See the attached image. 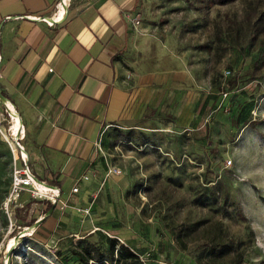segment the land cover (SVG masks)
Instances as JSON below:
<instances>
[{
	"label": "rangeland",
	"instance_id": "374dc122",
	"mask_svg": "<svg viewBox=\"0 0 264 264\" xmlns=\"http://www.w3.org/2000/svg\"><path fill=\"white\" fill-rule=\"evenodd\" d=\"M139 2L126 79L154 93L99 140L105 172L77 236L50 231L60 203L49 225L28 231L54 191L9 203L18 142L29 150L30 139L0 100V264H81L71 249L84 238L103 250L118 239L144 264H264V0ZM219 237L240 254L212 259Z\"/></svg>",
	"mask_w": 264,
	"mask_h": 264
},
{
	"label": "crops",
	"instance_id": "0c3cea01",
	"mask_svg": "<svg viewBox=\"0 0 264 264\" xmlns=\"http://www.w3.org/2000/svg\"><path fill=\"white\" fill-rule=\"evenodd\" d=\"M139 4L0 0V92L25 122L18 134L23 137L26 130L30 139L32 170L43 182L55 181L61 187L59 203L69 205L55 229L46 228L50 231L81 233L87 218L75 208L91 204V189L102 181L97 175L105 172L99 140L154 93L142 89L136 74L126 79L124 59L135 49L131 19Z\"/></svg>",
	"mask_w": 264,
	"mask_h": 264
},
{
	"label": "trees",
	"instance_id": "16d2710c",
	"mask_svg": "<svg viewBox=\"0 0 264 264\" xmlns=\"http://www.w3.org/2000/svg\"><path fill=\"white\" fill-rule=\"evenodd\" d=\"M236 1L237 0H214V3L219 6H227L233 4ZM0 93L7 98L5 93L3 92ZM207 101H208V97L203 96L200 101L201 108L205 106ZM35 176L37 177L36 174ZM38 179L40 181H45L44 179H41L39 177ZM55 184H57L55 181L54 183L53 182L50 183V185H52L53 187H56L57 189L61 190V187ZM196 202L203 206L213 205V202L209 199V197L206 196L197 198ZM54 205L55 204L52 202L48 203V207L46 209L45 215L51 211ZM58 207H59V203H56L53 213L56 212ZM52 214L46 217L42 222V224L47 222L51 218ZM31 225L32 223L26 226L29 227ZM78 246H80L79 249L72 248L71 252L75 257L79 259L81 264H91V263L92 264H144L143 261L141 260L140 255L136 254L134 250H132L129 246L119 243L118 239H112L108 248L105 250L96 246L95 244L90 242L89 239H85V238L80 239V241L77 244V247ZM240 247H241L240 243H236L233 240L225 241L222 237H219L218 239H215L213 241L211 250L209 251V255L214 260H222L226 256H230L234 253H237V255L240 254L239 252ZM240 261H242V258H240Z\"/></svg>",
	"mask_w": 264,
	"mask_h": 264
},
{
	"label": "built area",
	"instance_id": "2783aa9c",
	"mask_svg": "<svg viewBox=\"0 0 264 264\" xmlns=\"http://www.w3.org/2000/svg\"><path fill=\"white\" fill-rule=\"evenodd\" d=\"M132 20V24L137 27L140 25V20L139 18H133ZM17 151L19 152L20 155H18V157H15L14 160V174H13V183H12V189H11V194L9 197V203H18L21 194L23 192H29L31 193V196L33 198H37V196H40L42 194H40V192L37 190V187L35 185V183H41V184H46V182H38L36 181V176L34 174V171L32 170L31 166H30V156L28 151L26 150L25 146L22 145L21 143L18 142V147H17ZM18 163H20V165H18ZM113 170L111 169L109 171V173L107 174V177L110 176L111 174H113ZM115 173L117 174H121L120 171H115ZM49 186V185H47ZM57 189V188H55ZM58 193L57 194H47L48 196H50V200L52 201V203H55L58 199V203H59V199L61 196V191L60 189H57ZM79 192V187H76L73 189V193L77 194ZM69 207L68 204L65 203H61L60 204V209L62 211L66 210ZM92 207L93 204H90L88 207L86 208H80L77 207L75 208V210L77 211V213H79L80 215H82L85 218H88L92 215Z\"/></svg>",
	"mask_w": 264,
	"mask_h": 264
},
{
	"label": "bare ground",
	"instance_id": "6f19581e",
	"mask_svg": "<svg viewBox=\"0 0 264 264\" xmlns=\"http://www.w3.org/2000/svg\"><path fill=\"white\" fill-rule=\"evenodd\" d=\"M68 1V0H66ZM63 4V3H62ZM63 9V6H61V10ZM61 13V11H60ZM52 24V22H50ZM0 100L5 103L8 107H9V111L13 117V126L12 128L14 129L15 128H19L20 127V123H22V119H21V116L20 114L17 112V110L15 109V106L10 102V100H7V98L3 97L0 95ZM23 125V123H22ZM18 134H11V136L13 137V139H16L17 140V136ZM12 139V140H13ZM36 187H37V190L39 191L38 188L42 189V190H45V191H54L53 193H48V194H57L58 190L57 189H52V187L50 186H47L45 184H41V183H35ZM40 192V191H39ZM33 229H36V228H30L28 231L32 232Z\"/></svg>",
	"mask_w": 264,
	"mask_h": 264
},
{
	"label": "water",
	"instance_id": "95a60500",
	"mask_svg": "<svg viewBox=\"0 0 264 264\" xmlns=\"http://www.w3.org/2000/svg\"><path fill=\"white\" fill-rule=\"evenodd\" d=\"M0 95L3 96L1 93H0ZM3 97H5V96H3ZM5 98H6V97H5ZM8 100H9V99H8ZM4 105L6 106L7 112H8V113L10 114V116L12 117V115H11V113H10V111H9V107H8L5 103H4ZM36 181L41 182L38 178H36ZM50 187H52V188H56V187H53V186H50ZM56 203H58V199H57V201H56L54 204L56 205ZM55 205L53 206V208L51 209V211H50L48 214H46L45 217H43L42 220L38 221V222L35 224V227H34V228H38V227L42 224V222L44 221V219L53 213V211H54V209H55Z\"/></svg>",
	"mask_w": 264,
	"mask_h": 264
}]
</instances>
